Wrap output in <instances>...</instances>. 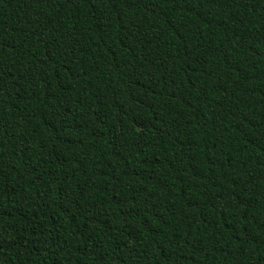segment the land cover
Listing matches in <instances>:
<instances>
[{
    "label": "trees",
    "instance_id": "obj_1",
    "mask_svg": "<svg viewBox=\"0 0 264 264\" xmlns=\"http://www.w3.org/2000/svg\"><path fill=\"white\" fill-rule=\"evenodd\" d=\"M0 264H264V0H0Z\"/></svg>",
    "mask_w": 264,
    "mask_h": 264
}]
</instances>
